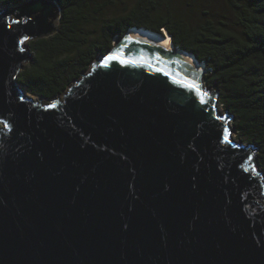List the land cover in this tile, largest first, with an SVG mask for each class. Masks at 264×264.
Segmentation results:
<instances>
[{"label": "water", "instance_id": "water-1", "mask_svg": "<svg viewBox=\"0 0 264 264\" xmlns=\"http://www.w3.org/2000/svg\"><path fill=\"white\" fill-rule=\"evenodd\" d=\"M59 17L53 0L0 9V264H264V173L204 63L130 26L43 104L17 75ZM121 48L137 63L105 66Z\"/></svg>", "mask_w": 264, "mask_h": 264}, {"label": "trees", "instance_id": "trees-1", "mask_svg": "<svg viewBox=\"0 0 264 264\" xmlns=\"http://www.w3.org/2000/svg\"><path fill=\"white\" fill-rule=\"evenodd\" d=\"M24 1L0 0V6L12 10ZM53 1L60 9L56 31L26 42L32 56L17 75L26 92L61 96L130 26L166 31L175 47L204 63L206 91L218 92L235 138L255 146L264 173V0H227L232 18L208 5L193 16L185 6L197 5L187 0Z\"/></svg>", "mask_w": 264, "mask_h": 264}, {"label": "rangeland", "instance_id": "rangeland-1", "mask_svg": "<svg viewBox=\"0 0 264 264\" xmlns=\"http://www.w3.org/2000/svg\"><path fill=\"white\" fill-rule=\"evenodd\" d=\"M187 1H189V2H191L192 4H194V5H197V6H201V9H199L197 6H193V7H191V6H185V7H187V8H189V9H191V14L193 15V16H198V15H200V13L203 11V10H205V6L206 5H208L210 8H212L214 11H215V13L217 14V15H225V16H227V17H229V18H232V13H231V11H230V9L227 7V4H226V1L227 0H187ZM3 7L4 6H0V9H3ZM10 8H13V6L12 7H10ZM213 12V11H212ZM31 56H32V54H31ZM27 63V62H26ZM26 63H24V65L26 64ZM23 65V66H24ZM207 71H205V73H206ZM204 73V74H205ZM205 81V80H204ZM22 86V85H21ZM23 88V87H22ZM24 89V88H23ZM24 91H25V89H24ZM27 93V95L29 96V97H31L33 100H36V101H41L43 104L44 103H46L45 102V99H40L39 97H37V96H35V95H32V94H30L29 92H26ZM217 104V109H218V112H220V113H223V110H224V108L217 102L216 103ZM229 123H230V121H229ZM230 125V124H229ZM1 126V125H0ZM235 135H236V132L235 131H233V128L231 127V132H230V137H232L233 139H235V140H237L236 138H235ZM237 141H240V140H237ZM258 166V165H257ZM258 168H259V170L261 171V169H260V167L258 166Z\"/></svg>", "mask_w": 264, "mask_h": 264}, {"label": "snow or ice", "instance_id": "snow-or-ice-1", "mask_svg": "<svg viewBox=\"0 0 264 264\" xmlns=\"http://www.w3.org/2000/svg\"><path fill=\"white\" fill-rule=\"evenodd\" d=\"M25 39H27V37H25ZM131 39V38H129ZM21 43H23V41H21ZM122 51L123 49H119L117 52L112 53L111 55L107 56L104 60V64L105 66H107L108 62L111 60H117L119 59L121 63H137V61L131 60V59H122L121 55H122ZM174 81L176 83H180L183 84L184 87L195 90L198 94H200V99L201 102H204V98L208 95L207 92H203L201 89V86L199 83H197L195 80H176L175 77H173ZM55 104L49 105V107H55ZM228 141V130L225 129V142Z\"/></svg>", "mask_w": 264, "mask_h": 264}, {"label": "bare ground", "instance_id": "bare-ground-1", "mask_svg": "<svg viewBox=\"0 0 264 264\" xmlns=\"http://www.w3.org/2000/svg\"><path fill=\"white\" fill-rule=\"evenodd\" d=\"M132 31L133 32H135V33H137V34H139V35H141V36H143V37H145V38H147V39H149V40H151V41H154V42H157V43H161V44H164V43H166V40H167V37H166V35L165 36H160V35H155V34H152V33H150V32H146V31H143V30H141V29H132ZM169 37V36H168ZM169 40H170V48H172V49H174L175 48V46L172 44V42H171V39L169 38ZM177 51L178 52H180V53H182V54H184V55H186V56H188L195 64H196V66L197 67H201L203 64L202 63H199V64H197L196 63V60H195V58L192 56V54H189V53H185V52H183L180 48H178L177 47ZM203 68V67H202Z\"/></svg>", "mask_w": 264, "mask_h": 264}, {"label": "clouds", "instance_id": "clouds-1", "mask_svg": "<svg viewBox=\"0 0 264 264\" xmlns=\"http://www.w3.org/2000/svg\"><path fill=\"white\" fill-rule=\"evenodd\" d=\"M204 78V77H203ZM218 102V101H217ZM230 126H231V120H230ZM232 127V126H231ZM233 128V127H232ZM230 131H231V128H230ZM233 131H234V129H233ZM241 142V141H240ZM242 143H244V142H242ZM256 153V152H255Z\"/></svg>", "mask_w": 264, "mask_h": 264}]
</instances>
